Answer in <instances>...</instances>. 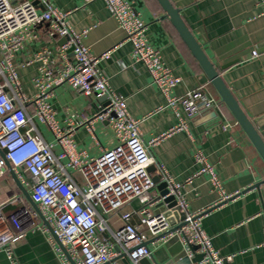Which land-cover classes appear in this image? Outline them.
I'll list each match as a JSON object with an SVG mask.
<instances>
[{
  "label": "crops",
  "instance_id": "0c3cea01",
  "mask_svg": "<svg viewBox=\"0 0 264 264\" xmlns=\"http://www.w3.org/2000/svg\"><path fill=\"white\" fill-rule=\"evenodd\" d=\"M126 1L146 24L148 43L159 51L161 61L171 74L180 79L171 95L181 96L203 85L219 103L217 108L204 110L189 120L186 129L151 146L149 154L166 168L175 182L183 184L181 193L188 210L206 212L201 228L210 236L220 256H230L227 264H264V162L177 31L163 17L158 2ZM169 1L179 10L185 25L264 142V14L260 0ZM49 4L67 13V21L75 32H85L81 42L91 54L98 56L113 49L108 59L99 62L98 68L108 77L109 87L124 96L130 116L139 120L144 142L177 124L174 112L165 107V96L152 83L145 66L132 57V46L125 40V32L104 0L88 4L83 0H49ZM38 10L41 11L42 6ZM59 42L60 39L48 34V24L39 22L30 28L29 36L13 52L12 63L21 90L28 98L36 93L32 79L41 66L37 56L48 52L49 57L56 60ZM253 51L256 56L252 55ZM47 102L60 130L70 134L76 150L84 152L86 157H98L117 145L111 125L106 120H93L100 103L95 94L90 97L76 94L68 84H62L52 89ZM26 108L28 114L33 115V104L28 103ZM35 125L53 153L60 154L62 146L47 126L36 118ZM198 152L213 166L221 192L212 186L207 174H197L201 168L195 161ZM67 161V158L62 160L67 174L82 185L80 173L68 167ZM150 173L156 175L153 167ZM10 179L0 178L4 191L15 197L3 208V213L8 216L22 210L25 231L9 246L10 257L5 249L0 250V264H61L48 232L43 230L45 225L41 218ZM30 183L29 175L24 173L21 185L28 195ZM159 192L157 187L153 189L152 197ZM232 195L220 203L223 196ZM139 207L138 201L133 200L121 212H133ZM130 221L138 224L137 214L132 213ZM109 222L113 228L120 226L119 215L111 216ZM154 241L149 238L147 245L155 262L163 264L170 256L164 244Z\"/></svg>",
  "mask_w": 264,
  "mask_h": 264
},
{
  "label": "built area",
  "instance_id": "2783aa9c",
  "mask_svg": "<svg viewBox=\"0 0 264 264\" xmlns=\"http://www.w3.org/2000/svg\"><path fill=\"white\" fill-rule=\"evenodd\" d=\"M91 1L83 0L84 4ZM104 1L125 32V40L132 46V57L145 66L152 83L165 96V107L174 112L177 124L144 142L139 120L130 116L124 96L109 87L108 77L98 68L99 62L108 59L113 49L98 56L91 54L81 42L85 32H75L67 21V13L51 6L49 0H37V5L27 0H0V150L4 154L0 155V178L9 174L6 163L20 183L24 173L29 175L30 199L75 264H125L124 261L139 264L143 258H153L146 244L149 238L164 244L175 235L189 259L193 254L202 255L194 264H227L230 256H220L210 236L201 228L206 212L188 210L181 193L183 184L175 182L166 168L149 154L151 146L186 129L189 120L204 110L217 108L219 103L203 85L181 96H172L180 79L171 74L161 61L159 51L148 43L146 24L126 0ZM260 3L264 14V0ZM39 6H42L41 11ZM39 22L48 24L50 36L65 39V42L57 47L56 60L51 59L48 52L37 56L41 66L32 79L36 93L28 98L21 90L12 54L29 36L30 28ZM252 55L256 56V51ZM62 84H68L76 94L96 95L100 103L93 120H106L111 125L118 142L114 148L94 158L76 150L70 134L58 127L55 113L47 102L52 89ZM28 103L34 106L33 115L27 112ZM35 118L47 126L62 146L60 154H54L38 132ZM64 158L68 159V167L80 173L82 185L67 174L62 164ZM195 161L201 165L197 174H207L212 186L221 192L213 166L199 152ZM151 167L155 169L158 182L153 181ZM160 183L165 184L166 193L152 197V190ZM170 197L174 205L155 213L157 204ZM232 197L223 196L220 203ZM14 199L0 185V250L5 249L9 257V246L25 231L22 210L8 216L3 213V208ZM133 200L140 204L138 210L121 212ZM174 208L183 213L184 218L183 225L171 231L165 213ZM132 213L137 214L138 224L130 221ZM115 214L119 215L121 224L113 228L109 218ZM172 219L181 223L178 215H173ZM43 230L48 232L61 264H70L49 230L46 227Z\"/></svg>",
  "mask_w": 264,
  "mask_h": 264
},
{
  "label": "water",
  "instance_id": "95a60500",
  "mask_svg": "<svg viewBox=\"0 0 264 264\" xmlns=\"http://www.w3.org/2000/svg\"><path fill=\"white\" fill-rule=\"evenodd\" d=\"M12 2L18 1V0H11ZM20 1V0H19ZM32 2L34 5H37V0H27ZM161 7L163 11V17L168 19L171 25L174 27V29L177 31L179 37L185 44V46L188 48L192 56L195 58L197 63L199 64L201 70L208 78L210 84L214 88L215 92L219 96L221 102L227 107L229 112L232 114L234 119L236 120L237 124L241 127L244 134L247 136L248 140L252 144V146L255 148L256 152L264 162V142L259 135L258 131L255 129L253 123L247 118L245 113L242 111L241 107L239 106L237 100L234 98L224 81L222 80L219 72L214 67V65L209 61L206 54L202 50L200 44L195 40L187 26L185 25L183 19L180 16L179 10L175 8L169 0H156ZM65 42V39H60L59 44H63ZM262 120V119H260ZM0 155L3 157L4 154L0 150ZM6 167L8 170V173L11 177V179L14 181V183L17 185V187L22 190L25 197L29 200L31 203L33 209L38 214V216L41 218L43 224L45 227L49 230L50 234L53 236L55 242L60 246L61 250L69 260L70 264H75L74 261L70 258L68 255L66 249L60 245L56 235L54 234L52 228L50 227L49 223L45 220L44 216L40 213L37 205L32 202L30 199V196L27 194L25 189L22 187L21 183L17 179L14 171L11 169L8 163H6ZM151 170V168L149 169ZM153 181L158 182L157 176H153ZM256 187L258 184L255 185ZM165 187L164 183H160L157 185V189L160 191L159 196H162L166 193V190L163 188ZM172 198H167L163 202L157 204L155 208V213L164 211L168 207H172L174 205V202H170ZM165 203H168L167 206H165ZM178 209L174 208L170 212H166L165 215L168 217V222L170 224L171 231H174L175 229L180 228L183 223L184 214L178 213ZM178 215L179 220L181 221L180 224L174 225L172 216ZM147 244V243H146ZM164 247L167 249L168 254L170 256V259L166 261L163 264H194L201 260L202 255L200 254H193V257L189 259L185 251L183 250L182 244L179 241L178 236H173L169 238L165 243ZM192 252L195 251V248L192 247ZM125 264H127L124 261ZM139 264H157L153 258L147 259L143 258L139 261Z\"/></svg>",
  "mask_w": 264,
  "mask_h": 264
},
{
  "label": "rangeland",
  "instance_id": "374dc122",
  "mask_svg": "<svg viewBox=\"0 0 264 264\" xmlns=\"http://www.w3.org/2000/svg\"><path fill=\"white\" fill-rule=\"evenodd\" d=\"M4 178H6V179H7V178L10 179V178H9V175H5ZM10 180H11V179H10Z\"/></svg>",
  "mask_w": 264,
  "mask_h": 264
}]
</instances>
